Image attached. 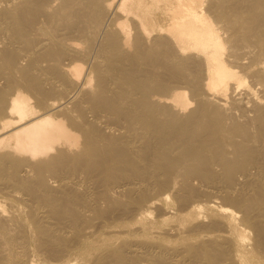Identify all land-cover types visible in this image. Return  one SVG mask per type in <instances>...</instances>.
<instances>
[{
	"label": "bare ground",
	"instance_id": "6f19581e",
	"mask_svg": "<svg viewBox=\"0 0 264 264\" xmlns=\"http://www.w3.org/2000/svg\"><path fill=\"white\" fill-rule=\"evenodd\" d=\"M0 264H264V0H0Z\"/></svg>",
	"mask_w": 264,
	"mask_h": 264
}]
</instances>
